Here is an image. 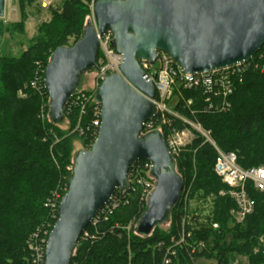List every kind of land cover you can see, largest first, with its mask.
I'll use <instances>...</instances> for the list:
<instances>
[{
  "label": "trees",
  "instance_id": "trees-1",
  "mask_svg": "<svg viewBox=\"0 0 264 264\" xmlns=\"http://www.w3.org/2000/svg\"><path fill=\"white\" fill-rule=\"evenodd\" d=\"M33 1L16 0L19 18L3 31L21 32L28 16L26 7ZM91 1L96 0H63L58 8L50 9L51 19L38 27V41L31 48L17 58L0 54V264H34L30 250L23 249V241L42 234L47 223L51 230L55 219L50 222L52 210L44 200L54 189L63 196L71 175L65 166L73 164V136L64 135L58 125L68 118L73 127L79 117L78 122L86 128L99 106L94 95L83 112L74 105L68 110V100L62 119L54 123L42 82L40 90L30 86L35 73L45 69L56 48L68 37H73L74 42L81 37ZM99 57L100 54L97 62ZM251 62L257 67L249 66L241 81L236 82L228 111L207 112L200 90L183 91V98L192 99L193 108L199 109L195 115L183 102L175 107L199 122L218 149L234 152L242 168L264 167V44ZM20 91H25L24 97H20ZM39 112L44 118H39ZM89 131L81 138L91 146L94 137H89ZM216 157L213 145L195 135L187 149L172 158L174 171L183 180V191L169 212L168 228L161 229L158 224L150 234H138L134 225L146 204L142 205L133 194L95 230L86 227L89 236L78 238L69 264H165L169 246L174 254L167 251L166 264H195L197 259L235 264L238 256L247 257L245 264H264V192L247 183L253 210L237 222L235 202L227 194H220L227 188L213 171ZM188 186L191 192L184 199ZM208 196L212 204L202 214L199 201L206 204ZM132 223L128 233L126 227ZM182 232L184 238L177 243Z\"/></svg>",
  "mask_w": 264,
  "mask_h": 264
},
{
  "label": "water",
  "instance_id": "water-1",
  "mask_svg": "<svg viewBox=\"0 0 264 264\" xmlns=\"http://www.w3.org/2000/svg\"><path fill=\"white\" fill-rule=\"evenodd\" d=\"M5 0H0V18ZM95 27L86 22L71 46L56 48L43 74L52 122L62 119L65 105L79 85V75L97 69L98 40L109 30L111 46L122 62L121 75L105 76L94 96L100 124L89 149L74 153L67 190L48 233L44 264H69L74 246L99 209L117 188H127L131 163L149 160L155 186L135 231L148 235L168 220L183 180L173 168L161 134L142 135L155 114L146 97H154L139 60L153 64L165 52L184 73L202 74L241 65L264 44V0H96Z\"/></svg>",
  "mask_w": 264,
  "mask_h": 264
},
{
  "label": "built area",
  "instance_id": "built-area-1",
  "mask_svg": "<svg viewBox=\"0 0 264 264\" xmlns=\"http://www.w3.org/2000/svg\"><path fill=\"white\" fill-rule=\"evenodd\" d=\"M96 33L98 54H100L98 62L96 61L98 67L95 69L96 87L99 86L105 76L111 74H119L131 85L120 73L122 58L111 46V32L106 30L102 35H99L96 30ZM251 59L241 65L213 70L202 74L184 73L182 68L173 62L163 51H157V58L153 64L146 60H139L140 67L145 72L144 77L149 79L154 87V97L146 98L155 107L154 116L145 121L141 134L143 135L154 130L158 131L163 137L167 150L172 158L178 157L180 152L190 144L195 135H200L205 141L210 142L217 153L213 171L227 187L220 194H227L235 202L237 207L235 218L237 222H241L253 210L254 202L247 193V183H250L255 189L264 192V167H240L237 164V157L234 152H224L218 149L213 143L209 132L205 131L199 122L181 114L175 107L179 102H183V106L189 109L192 115H195L199 109L193 108L192 99L183 98V91L200 90L202 96H204L207 112L223 113L228 111L231 107L230 95L234 91L236 82L241 81L242 73L249 66L253 64L255 68L257 67V63H252ZM43 74L44 70L35 73L34 79L30 82L32 88L37 90L41 89ZM95 91L87 94L76 89L69 98L67 109L69 110L74 105L78 106L80 111L83 112L84 106L89 102ZM99 112L100 105L94 111V118L91 121V125L84 128L87 131L90 130V136L94 137L93 141L97 136L100 124ZM68 169L72 171L73 164ZM151 169L152 163L149 160H137L131 163L126 177L127 188L122 190L117 188L108 202L99 209L88 226H91L95 230L99 222L106 221L119 206L126 204L129 197L133 194L139 198L142 205L146 204L155 186V178L151 175ZM185 196L184 199L186 198ZM60 199L61 197L57 193H54L44 204L52 210L50 213V222L53 219L55 221L57 220V206ZM53 210H56V214L53 213ZM49 226L50 224L47 223L42 228V234H34L30 238L29 250L34 264L41 261L44 262L45 243L50 232L48 230ZM213 227H217V225L213 224ZM80 236H82L81 238H87L89 231L85 228ZM179 238L177 243L183 240V232ZM167 251H171V246L166 250L164 257L165 264L169 261L167 257L169 253ZM173 253L171 251V254Z\"/></svg>",
  "mask_w": 264,
  "mask_h": 264
},
{
  "label": "rangeland",
  "instance_id": "rangeland-1",
  "mask_svg": "<svg viewBox=\"0 0 264 264\" xmlns=\"http://www.w3.org/2000/svg\"><path fill=\"white\" fill-rule=\"evenodd\" d=\"M62 1L63 0H34L32 4L26 7L28 16H27L26 21L24 22L23 30L21 32H8V31H3L5 26H8L11 22L18 20L19 14H18L16 0H5L4 16L0 18V54L17 58V57H20L23 53H25V51H27L29 48H31V46H33L38 41V38H37L39 34L38 27L41 24H44L50 21L51 19L50 9L58 8L61 5ZM92 2L93 1H91L88 4L87 11H86L87 13L84 17V25H86L87 21H90L91 24L95 26L94 16L92 12L94 2L93 3ZM73 44H74V38L68 37L66 41L62 43L61 46H71ZM95 75H96L95 69H91L79 75L78 90H81L82 92H85V93L87 91L88 92L87 94L96 90L97 85H96ZM26 87L27 86H25L24 88ZM20 92H21L19 93L21 95L20 97H24L25 91L23 92L20 91ZM41 103L42 101H40V104ZM40 112L38 115L39 118H44L42 116V113ZM78 121H79V117L75 125L71 127L70 119L64 118L63 121L58 125V127L65 132L64 135L73 136L71 139V152H70L71 156L78 150L90 148V145L89 146L88 144L86 145L85 142H83V138H81L82 135L86 136V134L88 133L86 132V129H84L83 126ZM57 140H58L57 138L54 139V141H57ZM52 145L53 144H51L50 149L52 148ZM187 146L184 148V150L187 149ZM69 166H70L69 164L65 166V169L67 171L69 170L68 169ZM188 190H189V186L187 187V190H186L187 193L185 196L187 199H188L189 193L191 192L190 190L188 193ZM54 193H57L58 195H60L59 190L54 189L50 192L49 196H47L46 199H49ZM46 199L44 200V202L45 201L47 202ZM211 199L212 197L208 196L206 200H209V201L206 204L199 201L200 213L206 214L208 212L209 206H211L212 204ZM133 225L134 223L129 224V226L126 227V231L128 233L131 230V226ZM134 226H136V224ZM159 228L167 229L168 221L162 222L159 225ZM23 243H24L23 249L26 251H29L30 243H29V239L27 240V237L26 239H24ZM247 261L248 259L246 256H238L235 260V264H245L247 263ZM195 264H215V262L212 260L197 259L195 261Z\"/></svg>",
  "mask_w": 264,
  "mask_h": 264
},
{
  "label": "bare ground",
  "instance_id": "bare-ground-1",
  "mask_svg": "<svg viewBox=\"0 0 264 264\" xmlns=\"http://www.w3.org/2000/svg\"><path fill=\"white\" fill-rule=\"evenodd\" d=\"M227 188V187H226ZM254 202V201H253ZM160 244H162V243H160ZM174 254V253H173Z\"/></svg>",
  "mask_w": 264,
  "mask_h": 264
}]
</instances>
